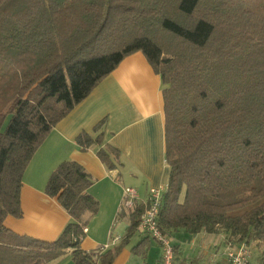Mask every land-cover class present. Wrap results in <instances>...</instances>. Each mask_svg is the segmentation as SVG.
Masks as SVG:
<instances>
[{
  "label": "trees",
  "instance_id": "1",
  "mask_svg": "<svg viewBox=\"0 0 264 264\" xmlns=\"http://www.w3.org/2000/svg\"><path fill=\"white\" fill-rule=\"evenodd\" d=\"M135 51L163 83L162 233L223 231L264 264V0H0V264H47L67 249L74 264H111L136 231L143 204L117 245L81 249L99 203L72 160L45 186L70 216L55 239L4 224L21 216V178L50 129ZM101 141L76 136L82 150ZM97 155L115 168L117 148Z\"/></svg>",
  "mask_w": 264,
  "mask_h": 264
},
{
  "label": "crops",
  "instance_id": "2",
  "mask_svg": "<svg viewBox=\"0 0 264 264\" xmlns=\"http://www.w3.org/2000/svg\"><path fill=\"white\" fill-rule=\"evenodd\" d=\"M162 89L161 76L141 51L124 57L50 129L37 147L21 178V216H8L4 224L19 234L55 239L70 216L55 198L45 193V186L60 162L72 160L91 177L86 192L99 203L95 214L84 215L85 235L79 246L89 251L117 245L129 225L130 208L123 206L124 188L134 189V204L144 206L150 188H159L163 193L166 190L169 166L165 159ZM101 120V126L94 130ZM83 131L93 138L102 132L101 143L82 150L76 136ZM106 144L119 152L116 166L110 170L97 155ZM167 235L174 248V264H227L226 241L220 232L191 234L178 228ZM143 237L147 241L134 249ZM112 238L118 240L113 242ZM70 252L67 249L47 264H74ZM111 264H162L161 244L137 227Z\"/></svg>",
  "mask_w": 264,
  "mask_h": 264
},
{
  "label": "built area",
  "instance_id": "3",
  "mask_svg": "<svg viewBox=\"0 0 264 264\" xmlns=\"http://www.w3.org/2000/svg\"><path fill=\"white\" fill-rule=\"evenodd\" d=\"M163 192L159 188H150L145 209L140 216L138 229L146 236L155 239L162 247V264H174L173 246L162 233L159 226L158 215L162 205ZM136 199L135 190L130 187L124 188L123 206L132 208ZM113 242L118 238H112ZM107 247V246H106ZM105 247V248H106ZM227 264H253L252 250L245 244L231 245L226 250Z\"/></svg>",
  "mask_w": 264,
  "mask_h": 264
},
{
  "label": "rangeland",
  "instance_id": "4",
  "mask_svg": "<svg viewBox=\"0 0 264 264\" xmlns=\"http://www.w3.org/2000/svg\"><path fill=\"white\" fill-rule=\"evenodd\" d=\"M221 233V237H224V239H225V241H226V250H227V247L228 246H231V244L229 243V239H228V236L226 235V233H224L223 231H221L220 232ZM165 237H167L168 238V240L170 241V243H171V239H170V237H168V235L167 234H165ZM154 241H155V239H153ZM172 244V243H171ZM173 246V245H172ZM252 246V245H251ZM226 250H225V253H226ZM251 250H252V258H254V254L256 255V252H257V249H256V247L254 248V246H252V248H251ZM173 253H174V248H173ZM174 255H175V253H174ZM63 259H62V262L61 263H64L65 262V257H62ZM61 260V259H60ZM69 259H67V261H68ZM71 261H72V259H71ZM73 262V261H72ZM253 264H256L255 263V260H253Z\"/></svg>",
  "mask_w": 264,
  "mask_h": 264
}]
</instances>
